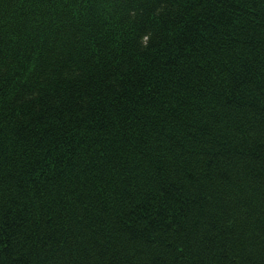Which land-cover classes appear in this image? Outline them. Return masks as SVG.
Listing matches in <instances>:
<instances>
[{
    "label": "trees",
    "instance_id": "16d2710c",
    "mask_svg": "<svg viewBox=\"0 0 264 264\" xmlns=\"http://www.w3.org/2000/svg\"><path fill=\"white\" fill-rule=\"evenodd\" d=\"M0 264H264V0H0Z\"/></svg>",
    "mask_w": 264,
    "mask_h": 264
}]
</instances>
